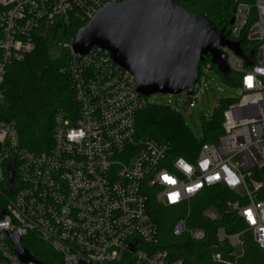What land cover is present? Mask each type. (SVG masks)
<instances>
[{
    "label": "built area",
    "instance_id": "2783aa9c",
    "mask_svg": "<svg viewBox=\"0 0 264 264\" xmlns=\"http://www.w3.org/2000/svg\"><path fill=\"white\" fill-rule=\"evenodd\" d=\"M120 1L0 0V113L8 68L26 60L38 36L71 21L88 23ZM232 19L226 39L239 43L241 54L228 46L221 52L236 76L230 81L242 95L224 111L218 141L202 144L194 161L171 158L166 143L138 139L137 114L147 98L109 52L96 47L75 55L73 42L63 45L70 59L61 73L70 78L76 108L57 111L52 150L22 148L15 124L0 120V264H33L17 255L10 233L22 240L35 236L62 264H185L171 253L177 245L170 249L162 244L159 225L150 215L151 197L160 206L183 210L174 238L202 242L204 229L188 227L192 205L218 187L233 193L227 213L236 215L244 228L237 233L216 229L213 249L221 251L212 254L213 262L239 264L247 236L264 251V201L257 199L262 184L252 179L254 170L264 169V0H236ZM244 40L256 44L255 50H244ZM206 80L199 71L188 95L190 108L206 93ZM9 173L16 183L10 195L4 192ZM204 217L222 221L215 207Z\"/></svg>",
    "mask_w": 264,
    "mask_h": 264
},
{
    "label": "trees",
    "instance_id": "16d2710c",
    "mask_svg": "<svg viewBox=\"0 0 264 264\" xmlns=\"http://www.w3.org/2000/svg\"><path fill=\"white\" fill-rule=\"evenodd\" d=\"M121 0L120 2H122ZM236 0H172V2L200 17H207L215 26L222 29L226 26L230 30L229 22L233 17ZM87 23L71 21L62 31L68 43L73 42L76 34ZM61 27H57L38 36L35 50L19 64L8 68L5 80L6 102L0 113V120L13 123L16 126L20 146L33 153H49L53 146L54 118L59 109L72 110L76 108L74 92L70 78L61 73V69L70 59V50L63 47L61 42ZM244 50H255L256 44L242 41ZM62 50L58 58L53 57L54 50ZM215 67L223 78L230 84L234 74L222 73L212 58L207 57L201 64ZM238 102L221 100L209 121L203 122L204 136L202 140L196 138L188 128L185 120L170 106L149 104L137 114L138 139H152L170 146L171 158H183L194 161L204 143L215 144L223 133L222 124L224 111ZM252 179L262 184L257 193V199L264 201V169L254 170ZM234 195L226 188L218 187L205 192L192 205V213L188 219V227L204 229L207 238L202 242H194L187 236L178 239L179 243L171 250L173 256L185 259V264H216L212 260L213 247L217 244L216 229L223 227L229 233L243 230L240 219L227 213L226 204ZM215 207L222 217L221 222L213 223L204 217V212ZM150 215L158 223L160 239L168 231H172L178 219L184 216L182 209L165 208L156 203L154 197L150 200ZM23 246L39 262L43 264H62L61 257L47 244L35 236L22 240ZM246 264H264V251L257 247L252 239L246 237ZM119 264H134L131 261Z\"/></svg>",
    "mask_w": 264,
    "mask_h": 264
},
{
    "label": "water",
    "instance_id": "95a60500",
    "mask_svg": "<svg viewBox=\"0 0 264 264\" xmlns=\"http://www.w3.org/2000/svg\"><path fill=\"white\" fill-rule=\"evenodd\" d=\"M233 19L229 26H232ZM226 26L219 29L207 17H200L175 5L172 0H124L112 3L78 31L72 43L75 55L93 48L110 53L115 64L131 73L138 92L147 98L155 94H193L201 64L211 57L219 71L228 73L221 48L241 54L239 43H230ZM16 189L9 173L6 194ZM15 252L24 263L43 264L23 246L22 239L9 234Z\"/></svg>",
    "mask_w": 264,
    "mask_h": 264
},
{
    "label": "rangeland",
    "instance_id": "374dc122",
    "mask_svg": "<svg viewBox=\"0 0 264 264\" xmlns=\"http://www.w3.org/2000/svg\"><path fill=\"white\" fill-rule=\"evenodd\" d=\"M61 27V42L63 45L68 43V39ZM68 49V48H67ZM62 50H54L53 57L56 59L60 57ZM202 72L206 76V93L202 96L201 100L197 103L195 108H190L188 105L189 96L186 93L179 95L169 94H155L147 97L149 104L155 105H172L173 108L182 116L185 120L188 128L193 132L197 139L202 140L204 136L203 122L209 121L213 116L217 105L221 100H228L230 102L237 101L242 95L241 90L228 81H226L215 67L209 68V65L202 66ZM161 242L164 246L172 248L176 246L179 241L172 237L168 231L164 232L161 236ZM49 246V245H48ZM220 249H213V253L220 252ZM239 250H237L238 252ZM237 255H240L237 254ZM228 258L229 260H235L236 256ZM129 260H127L128 262ZM239 264H246L244 258L239 260Z\"/></svg>",
    "mask_w": 264,
    "mask_h": 264
}]
</instances>
